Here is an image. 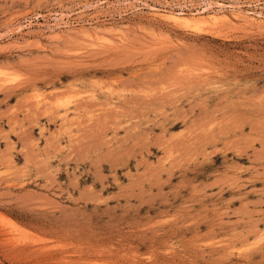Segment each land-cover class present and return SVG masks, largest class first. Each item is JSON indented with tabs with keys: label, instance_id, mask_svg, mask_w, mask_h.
<instances>
[{
	"label": "rangeland",
	"instance_id": "374dc122",
	"mask_svg": "<svg viewBox=\"0 0 264 264\" xmlns=\"http://www.w3.org/2000/svg\"><path fill=\"white\" fill-rule=\"evenodd\" d=\"M0 264H264V0H0Z\"/></svg>",
	"mask_w": 264,
	"mask_h": 264
},
{
	"label": "bare ground",
	"instance_id": "6f19581e",
	"mask_svg": "<svg viewBox=\"0 0 264 264\" xmlns=\"http://www.w3.org/2000/svg\"><path fill=\"white\" fill-rule=\"evenodd\" d=\"M133 1V0H132ZM232 6V5H231ZM234 7V6H233ZM150 8V7H149ZM206 8L207 7H205L204 9H203V13L205 12V10H206ZM232 9H235V8H232ZM238 10V9H237ZM165 11V10H164ZM236 11V10H235ZM201 12V11H200ZM199 12V13H200ZM207 12V11H206ZM237 12V11H236ZM231 13H233V12H231ZM241 14V13H240ZM160 15V14H159ZM232 15V14H231ZM238 15H239V13L238 14H235L234 13V16L233 17H235V18H237L238 17ZM257 15V14H256ZM260 15V14H259ZM162 16H166V18L167 19H169V20H171V21H173V22H177V23H184L185 25H189V27L190 26H198L199 24H196L195 22H196V20L195 19H192V20H195L194 22H192V20H189L188 18H186L185 16H184V14L182 13V12H179V13H170V14H168V15H162ZM242 16V15H241ZM258 16V15H257ZM199 17V16H198ZM218 17H220V16H218L217 14H208V15H206L204 18H203V16H202V18H203V21L206 19L207 21H211V22H215L217 19H218ZM201 18V17H200ZM238 19V18H237ZM255 19V18H254ZM165 20V19H164ZM222 20V19H221ZM198 21V20H197ZM207 21H204V22H207ZM202 22V21H201Z\"/></svg>",
	"mask_w": 264,
	"mask_h": 264
}]
</instances>
